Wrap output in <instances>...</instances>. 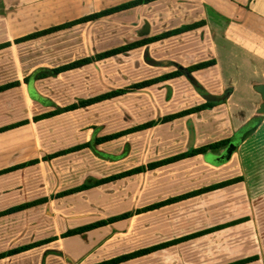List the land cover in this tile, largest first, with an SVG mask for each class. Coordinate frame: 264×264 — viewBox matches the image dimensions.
Here are the masks:
<instances>
[{
	"label": "crops",
	"instance_id": "1",
	"mask_svg": "<svg viewBox=\"0 0 264 264\" xmlns=\"http://www.w3.org/2000/svg\"><path fill=\"white\" fill-rule=\"evenodd\" d=\"M128 1L131 0H0V44L8 43L0 48V86L9 85L6 89L0 91V127L26 121V123L0 132V170L32 158L41 159L42 156L57 150L92 140L94 136H102L123 130L101 133L99 129L102 127L97 125L98 127L88 129L83 141L65 144L59 148L54 147L52 150H48L47 146H52L48 144L51 140H49L48 136L55 135V137H58V129L54 128L53 132L48 135L46 132L43 133L41 128L46 123H52V121L56 123L60 116L74 114L76 111L85 114L92 108H100L106 103L120 101L126 96L142 100V103H138L136 100L133 108L137 109L139 106L150 108V112L153 114L155 113L154 110L157 111L156 117L202 104L207 101L205 96L208 95L223 97L220 100L211 101L214 103L212 106L198 113L188 114L165 123H159L149 129L130 133L153 132L158 129L169 130L168 133H164L159 138L156 136L149 138L145 147L147 160L141 164L163 159L191 148H197L223 139H230V143L238 139L235 150L227 161L218 165L211 164L209 157L221 155L229 144L220 151L197 154L144 173L119 178L106 184L61 197H53V195L77 185H71V187L61 190L58 189L51 195L47 192L34 195L32 193L35 192H25V188H32L33 186L31 185L36 182L31 181V178L27 179V174L36 168H41L42 164L52 163L57 158L79 151H94L95 146H97V149L100 147L104 148L106 144L116 139L96 144L93 148H83L48 160H40L36 164L0 174V177L18 175L20 178L17 188H14L17 183L8 186L6 191H2L4 187L0 188V211L42 197H48V201L18 212L2 215L0 218L17 214H29L34 211L40 214L41 208L53 202V199L67 198L75 194L98 190L107 184L124 178L148 174L158 170H173L178 168V166L189 164H192L193 167H189L183 172L179 171L173 177H168L167 175L160 179L162 184H165V180H177L179 183L178 187L181 188L179 191L174 193H171L170 190H167V192L163 191L161 196H155V193L148 191L146 201H137L134 207H129L124 211H115V214L109 213L102 218L142 208L154 202L214 183L237 177L241 178L222 187L166 204L159 208L140 212L129 219L119 220L80 235L62 237V232L60 237L51 236L55 237V239L48 243L0 258V264H49V262L57 260L56 258L61 250H66L67 252L80 250L78 246L73 247L72 243L69 245V241L76 240L75 243L81 244L85 250V248H88L85 246L91 247L93 243L91 240L90 243L86 244L82 240L83 237L97 233L100 230L113 228L117 224H122V222H130L134 218L143 215L146 216L147 222L145 225V232L148 234L146 243L128 252L216 225L227 224L235 220L240 221L118 264H144V260L154 254L173 248H178L180 252L182 246L192 242L204 244V250L209 251L210 258L196 259L191 264H226L248 257L255 258L243 264H264V112L259 111L264 99L258 91V87L264 85V0H154L95 20L76 23L42 36L19 40L30 33L74 21L85 15ZM199 21H203V24L195 29L145 44L128 52L101 59L79 68L61 72L56 76L35 78V74L40 69L57 67L134 40L154 36L164 31ZM107 23H110L111 27L99 29L102 24ZM48 37L51 57L60 60L55 64L41 66L36 64V62L42 59V40ZM57 39H59V42ZM105 41L115 42V45L106 46ZM138 50L149 56L147 62L150 63L147 64V67L140 64L146 75L142 78L137 77V68L134 69V72L131 69L130 71L133 74L131 73L130 77L133 78L135 76L133 80H128L125 84L112 85L109 90L154 78L163 73L174 71L178 67H187L202 61L214 60L215 64L47 118L35 120L34 117L42 113H34L33 108H27L37 98L34 91L36 81L56 78L68 72L83 71L85 69L91 71V68H101L100 71H94L92 76L88 75L82 78L85 83V90L98 89L97 87L103 85L105 80L106 71L102 67L105 62ZM14 51L18 52V55L14 56ZM32 60L34 62L26 63V61ZM164 60L170 61L172 65L164 66ZM174 65L178 66L175 67ZM117 70L120 72L121 67ZM114 75L118 76L116 69H114ZM9 76H14V78L8 79ZM25 77H29L28 82L24 81ZM100 80L103 81L102 84H100ZM113 80L115 81L116 78ZM15 82H18V84H15ZM90 84L92 86H89ZM105 91H107L105 88L100 87L98 91L85 93L86 95L79 97L75 101L92 97ZM173 105L179 108L170 110L167 113L165 109ZM14 107L19 110L12 113L9 109ZM21 107L24 109L20 112ZM135 113L138 112L135 111ZM93 118L98 119V121L92 122L93 124H100V122H104L102 119L105 116L100 113ZM254 119H257V122L252 130H244L235 136V133L240 128ZM90 121L92 120L86 116L82 123L85 124ZM145 121L141 120L133 124L136 125ZM67 128L69 133H73V124L67 125ZM191 129L194 132L193 138H191L190 134ZM44 143L46 144L45 146H43ZM56 144L57 142L55 141L54 146ZM95 155L107 160L113 157L102 155L99 152L95 153ZM118 159L117 156L112 158V160ZM121 171L116 170L111 174ZM24 176L26 177L25 179ZM97 178L100 177L91 178L90 181ZM87 181L89 179L80 184ZM152 184H155V182L152 181ZM189 203L194 204L193 211L188 210L186 212L184 208L188 207ZM173 207L177 208V213L169 214L168 211ZM93 221L89 220L81 225ZM115 235L113 237L109 236L107 240L102 242L103 248L108 242L113 240ZM41 239L28 240L23 244ZM10 248L0 249V252ZM199 249L202 250L201 248ZM103 250L105 251V249ZM125 253L102 259L93 255L96 260H93V262L89 261L86 264L111 259ZM93 256H88V259L93 258ZM178 264H186L185 259L181 258V254H179Z\"/></svg>",
	"mask_w": 264,
	"mask_h": 264
},
{
	"label": "rangeland",
	"instance_id": "2",
	"mask_svg": "<svg viewBox=\"0 0 264 264\" xmlns=\"http://www.w3.org/2000/svg\"><path fill=\"white\" fill-rule=\"evenodd\" d=\"M108 27H111L110 23L102 24L99 29ZM57 41L59 42V39H57ZM105 43L106 46L115 45V42L105 41ZM41 46L43 49L42 59L38 62L35 61L36 64L48 66L59 62L60 59L56 60L51 57V53L49 52V37L42 40ZM13 55H18V52L14 51ZM148 59L149 56H146L145 53L138 50L131 54L120 55L114 60L105 62L102 67L106 71V76L104 82L100 80V84L103 82V85H100V87L109 90V87L112 85L125 84L128 80H133L135 76H132L133 78L130 77L132 73L130 70L132 69L134 72L135 68L138 70L137 77L142 78L146 73L140 67V64L147 67V64L150 63L147 62ZM32 62L34 61H26L27 64ZM164 62V66L172 65L170 61L164 60ZM174 66L177 67L178 65ZM119 67H121L120 72L117 70ZM114 69H116L118 76L114 75ZM100 70L101 68H91V71L85 69L83 71L68 72L56 78H46L36 81L34 91L37 98L34 100L33 104L27 108H33L34 113H43L44 111L52 110L75 101L79 97L86 95L85 93L98 91L100 87H97L98 89L93 88L92 90H85V83L82 78L88 75L92 76L94 71ZM9 78H14V76H9L8 79ZM114 78H116L115 81L113 80ZM89 86H92V84ZM26 94L28 95L27 92ZM143 99L145 100V98ZM136 100L138 103H142L140 99L126 96L120 101L106 103L100 106V108H92L85 114L76 111L74 114L60 116L56 123L52 121V123H46L45 126L42 125L41 130L43 133H48V135L53 132L54 128L58 129V137H55V135L48 136L49 140L51 139L48 144L49 146L52 145L51 147L47 146L48 150H52L54 147L59 148L65 144L83 141L89 128L100 126L102 127L99 129L101 133H109L132 126L134 125L133 123L140 122L141 120L145 121L157 118V111L155 110L153 114L150 112V108L141 106L137 109L133 108V104ZM56 103H58V105H56ZM178 108L179 107L176 105H173L165 109V111L168 113L170 110H176ZM23 109L24 108L21 107L20 112L23 111ZM9 110L14 113L19 109L14 107ZM135 111L138 113H135ZM100 113L105 116V118L102 119L104 122L93 124L92 122L98 121V119H94L93 117ZM86 116L92 121L83 124L82 122L85 120ZM69 124H73V133H69V129L67 128ZM168 132V129H158L153 132L148 131L129 134L114 141H110L104 148H98L100 150L95 146L94 151H79L57 158L53 160L52 163L47 162V164H42L41 168H36L27 174V179L31 178V181L36 182L31 185L33 186L32 188H25V192H35L32 193L34 195L47 192L51 195L58 189H65L66 187H71V185H78L88 179L90 181L91 178L105 176L116 170L121 171L141 164L143 161L147 160L145 147L147 146L149 138L153 136L159 138L164 133ZM54 138L56 139L53 141ZM55 141L57 144L54 146ZM45 145L44 143L43 146ZM94 152L102 153V155H107L108 157L117 156L119 159L112 160L113 157L108 158V160L102 159L97 157ZM189 167H193V165L178 166V168L173 170L152 171L148 174L121 179L114 183L107 184L98 190H92L83 194H75L67 198L53 199V202L41 208L40 214L34 211L29 214H17L0 218V249L17 246L28 240L37 238L41 239L54 235L60 237V234L70 227L81 225L89 220L93 221L102 218L109 213L115 214V211H124L129 207H134L137 201H146V194L148 191L150 193H155V196H161V193L163 191L167 192V190H170L171 193L177 192L181 189L178 187L179 183L177 180H165V184H162L160 179L167 175L168 177H173L175 173L179 171L183 172ZM25 178L24 176V179ZM19 179L18 175L0 177V188L4 187L2 191H6L8 190L7 187L14 183L17 184L15 187H12L17 188ZM152 181H154L155 184H152ZM188 205V207L184 208L185 211H193L194 204L189 203ZM168 212L169 214H176L177 208L173 207ZM146 223V216L143 215L134 218L130 222L117 224L113 228H107L97 233L89 234V236L83 237L82 240L86 244L88 242L90 243L92 240L93 245L91 247L85 246L88 247L87 249L85 248V250L81 244L75 243L76 240H71L72 242L69 241V245L72 243L73 247L78 246L80 250L77 249L74 252L61 250L56 258L57 260H49L51 261L49 264H86L89 261L93 262L96 258L102 259L131 251L146 243V236L148 235L145 232ZM113 235H115L113 240L108 242L103 248L102 242L107 240L109 236L113 237ZM74 238H76V236H74ZM204 248V244L192 242L182 246L180 252L178 248H173L154 254L144 260V264H178L179 254H181L182 259H185L186 264H191L196 259L201 260L204 257H206V259L210 258L209 251L204 250ZM98 249L99 251H97ZM103 249H105V251ZM90 255H95L97 257L95 258V256H93V258L88 259Z\"/></svg>",
	"mask_w": 264,
	"mask_h": 264
},
{
	"label": "trees",
	"instance_id": "3",
	"mask_svg": "<svg viewBox=\"0 0 264 264\" xmlns=\"http://www.w3.org/2000/svg\"><path fill=\"white\" fill-rule=\"evenodd\" d=\"M151 1H154V0H131V1L116 5L114 7L107 8L105 10H101L99 12H94V13L85 15V16H83L79 19H76L74 21H70V22H67V23H64L61 25L49 27L46 29H42L40 31L30 33L26 36H23L19 40L31 39V38H35L38 36H42V35L48 34L50 32H53V31H56V30H59V29L65 28V27L72 26L76 23L95 20V19H98V18H101L104 16H108L114 12L121 11L124 9H128V8L140 5V4L149 3ZM202 24H203V21L183 25L181 27H178V28H175L172 30H168V31H164V32L157 34V35H154V36L134 40V41L128 42L126 44H123L121 46L113 47V48L95 53V54L87 56V57L79 58V59L73 60L69 63L63 64V65H60L57 67L43 68V69H40L37 74H35V78L56 76L57 74H59L61 72L71 70V69H75V68H79V67H82L86 64L93 63V62L101 60V59L109 58V57L115 56V55L120 54V53L128 52L129 50L141 47L145 44L156 42V41L168 38L170 36L195 29V28L201 26ZM7 44L8 43L0 44V48L3 46H6ZM213 64H215V61L209 60V61H202V62L194 63V64L189 65L187 67H178L174 71L163 73V74H161L157 77H154V78L138 81V82L132 83V84L124 86V87L110 89V90H107L103 93L97 94L95 96L74 101V102H72L66 106L59 107V108L53 109L51 111L44 112L38 116H35L34 119L37 120V119L47 118V117H50V116H53V115H56V114H59L62 112H66V111L74 110L77 108L89 106L93 103L103 101V100H107V99H111L113 97L123 95L125 93L130 92V91L141 89V88L150 86L152 84H156V83H159L161 81L177 77L182 73H191L195 70L203 69V68H206V67L213 65ZM24 81L28 82L29 77H25ZM15 84H18V82H15ZM8 86L9 85L0 86V91L6 89V87H8ZM213 104H214L213 102L206 101L202 104L191 106L189 108L177 111L175 113L162 115V116L157 117L156 119H151V120L136 124L134 126H131L129 128H126V129H123L120 131L112 132V133L105 134L102 136H94L92 140H89V141L81 143V144H75V145H72V146L64 148V149L57 150L55 152H52L50 154L42 156L41 159L32 158V159H29L25 162L17 163V164L8 166L6 168H3L0 170V174L10 172V171H14V170H17V169H20V168H23V167H26V166H29L32 164H36L40 160H48V159L55 158L58 156H62V155L68 154V153L79 151L83 148H93V146L96 144H100L103 142L114 140V139H117L121 136L130 134L132 132L141 131L144 129H149V128H152L159 123H165V122L171 121L175 118H179V117H182V116H185L188 114L198 113V112L212 106ZM256 122H257V119H254L251 122H249L246 125L245 130L246 131L252 130L254 128V126L256 125ZM23 123H26V121L24 120V121H21V122L16 123V124L6 125L3 127H0V132L5 131L9 128H12L14 126H17L19 124H23ZM237 140H234V141L237 142ZM228 144H230V139H223V140H219V141H215V142H211V143L202 145V146L197 147V148H191L185 152H181V153H178V154H175L172 156H168V157H165L163 159L150 161V162H147L145 164H139V165L133 166L129 169H126V170L121 171V172L116 173V174H111V175H108L105 177H100L97 179H93L91 181H87V182L82 183L80 185L59 191L56 194H54L53 197H61L64 195H68V194L79 192V191H82L85 189H89V188H92L95 186L106 184L108 182H111V181L119 179V178L131 176L134 174L144 173L146 171L156 169L162 165H165L168 163H173V162H176V161H179L181 159L191 157V156H194L197 154H205V153L212 152V151H220L222 148L226 147ZM240 178L241 177H237V178H233V179H230L227 181L214 183V184L204 186V187L199 188V189H194V190L188 191V192L180 194V195L169 197L167 199H164V200H161L158 202H154V203L146 205L142 208L129 210V211L117 214V215H113V216H109V217H105V218H100V219H97V220L90 222V223H87V224H83V225H79V226H76L73 228H69L66 231H64L61 234V236L66 237V236H72V235H80V234L86 233L90 230H93L95 228L105 226V225L111 224V223L119 221V220L129 219L133 215L138 214L140 212L159 208L163 205L170 204V203H173V202H176V201H179L182 199H186L189 197H193V196L199 195L201 193L222 187L226 184L238 181V180H240ZM46 201H48V197H42V198H39V199H36L33 201L20 203V204L11 206L7 209L0 211V216L6 215V214H11L14 212H18V211L24 210L26 208H29L31 206H35V205L44 203ZM239 221L240 220H235V221H232V222L227 223V224L216 225L213 227L202 229V230H199V231H196V232H193V233H190V234H187V235L175 238V239H171V240H168L165 242H161V243H158V244H155L152 246L140 248V249L134 250L132 252H128V253L113 257L111 259L103 260V261L92 263V264H118L120 262L127 261V260L132 259V258L143 256V255L148 254L150 252L160 250L162 248L177 244L179 242L195 238L197 236L209 233L211 231L223 228L226 225L234 224V223H237ZM54 239H55V237H48V238H44V239L37 240L34 242H30L27 244L12 247L10 249H7L5 251L0 252V258L26 251L28 249L35 247V246H39V245L48 243ZM254 258L255 257H248V258L239 259V260H236L233 262H229L226 264H243V263H247L249 261H252Z\"/></svg>",
	"mask_w": 264,
	"mask_h": 264
},
{
	"label": "water",
	"instance_id": "4",
	"mask_svg": "<svg viewBox=\"0 0 264 264\" xmlns=\"http://www.w3.org/2000/svg\"><path fill=\"white\" fill-rule=\"evenodd\" d=\"M258 91L261 93L263 99H264V85H261L258 87ZM223 97H215L213 95H208V96H205V99L207 101H217V100H220L222 99ZM260 112H264V103L261 105L260 109H259ZM246 129V125L242 128H240L236 133H235V136L239 135L241 132H243L244 130ZM190 134H191V138H193L194 136V132L193 130L191 129L190 130ZM235 147H236V143L235 142H231L225 149L224 151L221 153V155H218V156H210L209 157V162L213 165H218V164H221V163H224L225 161H227L231 154L233 153V151L235 150Z\"/></svg>",
	"mask_w": 264,
	"mask_h": 264
}]
</instances>
